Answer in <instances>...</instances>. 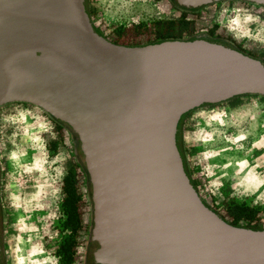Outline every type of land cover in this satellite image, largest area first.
<instances>
[{"label":"water","instance_id":"1","mask_svg":"<svg viewBox=\"0 0 264 264\" xmlns=\"http://www.w3.org/2000/svg\"><path fill=\"white\" fill-rule=\"evenodd\" d=\"M247 95L264 97V61L223 41L113 44L86 0H0V107L34 106L73 134L94 264H264V230L206 208L178 144L188 112Z\"/></svg>","mask_w":264,"mask_h":264},{"label":"rangeland","instance_id":"2","mask_svg":"<svg viewBox=\"0 0 264 264\" xmlns=\"http://www.w3.org/2000/svg\"><path fill=\"white\" fill-rule=\"evenodd\" d=\"M86 9L101 36L124 46L156 42L166 22L183 17L168 0H86ZM186 18L181 40L213 28L210 34L264 61V8L244 0H212ZM178 133L185 172L206 207L224 217L226 208L245 206L255 218L248 228L264 230V97L247 95L192 110ZM68 172L79 197L71 264H85L94 248L87 244L90 187L76 140L34 106L0 107L3 264H61L59 248L71 236L61 207Z\"/></svg>","mask_w":264,"mask_h":264},{"label":"trees","instance_id":"3","mask_svg":"<svg viewBox=\"0 0 264 264\" xmlns=\"http://www.w3.org/2000/svg\"><path fill=\"white\" fill-rule=\"evenodd\" d=\"M187 25H188V22L185 21L183 17L178 18L177 21L169 20L165 24V30L162 32L160 39L156 42H151V43H157V42L165 41V40H179L181 39L179 37L180 34L184 32V30L187 28ZM228 42L232 46H234L237 50L241 51L230 40H228ZM111 43L118 44L115 41H111ZM119 45H122V44H119ZM52 121L54 122V120ZM57 126L62 128V126L59 124H57ZM61 191L64 196L62 203H61L62 212L65 215L64 225L65 227L69 228L71 236H69L60 246L59 253L61 254V259H62L61 264H71L73 260L72 255L74 253V246H75L74 240L72 239V235L76 233L79 227V213H78V208H77L79 197L76 194L73 178L71 177L69 172L62 178ZM201 202L206 207L205 203L202 200ZM215 215L218 216L217 214ZM218 217L221 220H224L233 226H237L238 222L241 220L246 221L247 223L244 226L245 228H248L249 224L253 222V220L255 219L254 214L250 209L246 208L245 206H237V205H233L229 208H226L225 216L224 217L218 216ZM87 244L94 246L92 250H94L96 247L94 244H92L89 241V234L87 238ZM92 250H90L87 255V259L90 262L89 263L86 262L85 264H94L92 261V256H91Z\"/></svg>","mask_w":264,"mask_h":264},{"label":"flooded vegetation","instance_id":"4","mask_svg":"<svg viewBox=\"0 0 264 264\" xmlns=\"http://www.w3.org/2000/svg\"><path fill=\"white\" fill-rule=\"evenodd\" d=\"M170 3H171V5L175 8V9H177L178 11H179V17H180V15L182 16L183 15V19L185 20V21H188V19L186 18L187 16H189V15H193L195 12H196V10H198V8H200L203 4H206L207 2H210V1H212V0H168ZM190 5V6H189ZM191 7V8H190ZM96 29V28H95ZM213 28H210V30L208 31V30H206V31H204L203 33H200V34H198L199 36L198 37H201V38H205V39H211V40H218V41H223V42H225V43H228V44H230L229 42H228V40H224L223 38H221V37H217V36H215V35H213L212 33L213 32H215L214 30H212ZM210 32H212L211 34H210ZM231 45V44H230ZM234 47V46H233ZM235 48V47H234ZM236 49V48H235ZM239 51V50H238ZM250 57H252V56H250ZM254 58V57H253ZM49 120H51V119H49ZM53 120V119H52ZM55 123H56V125L57 124H59V125H61L62 126V129L64 130H66L67 131V133H68V136H69V138H71L72 139V137L74 138V136H73V134L71 133V132H69L67 129H66V127L64 126V125H62V124H60V123H58V122H56V121H54ZM73 141V140H72Z\"/></svg>","mask_w":264,"mask_h":264},{"label":"bare ground","instance_id":"5","mask_svg":"<svg viewBox=\"0 0 264 264\" xmlns=\"http://www.w3.org/2000/svg\"><path fill=\"white\" fill-rule=\"evenodd\" d=\"M19 252V251H18ZM20 255V254H19ZM21 256V255H20ZM20 256H19V258H20Z\"/></svg>","mask_w":264,"mask_h":264}]
</instances>
